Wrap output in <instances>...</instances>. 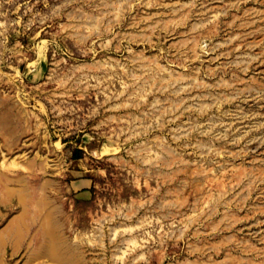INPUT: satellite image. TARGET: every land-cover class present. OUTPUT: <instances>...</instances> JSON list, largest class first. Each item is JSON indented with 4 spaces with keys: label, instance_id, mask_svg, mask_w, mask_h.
<instances>
[{
    "label": "rangeland",
    "instance_id": "rangeland-1",
    "mask_svg": "<svg viewBox=\"0 0 264 264\" xmlns=\"http://www.w3.org/2000/svg\"><path fill=\"white\" fill-rule=\"evenodd\" d=\"M0 264H264V0H0Z\"/></svg>",
    "mask_w": 264,
    "mask_h": 264
}]
</instances>
